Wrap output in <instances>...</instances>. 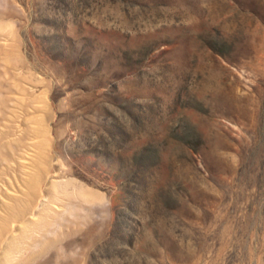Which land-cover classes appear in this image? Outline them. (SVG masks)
Here are the masks:
<instances>
[{"label": "rangeland", "instance_id": "374dc122", "mask_svg": "<svg viewBox=\"0 0 264 264\" xmlns=\"http://www.w3.org/2000/svg\"><path fill=\"white\" fill-rule=\"evenodd\" d=\"M0 264H264V0H0Z\"/></svg>", "mask_w": 264, "mask_h": 264}]
</instances>
